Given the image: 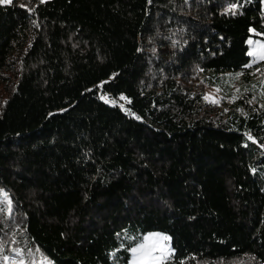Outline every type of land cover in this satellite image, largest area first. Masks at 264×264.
I'll use <instances>...</instances> for the list:
<instances>
[{
  "label": "trees",
  "instance_id": "trees-1",
  "mask_svg": "<svg viewBox=\"0 0 264 264\" xmlns=\"http://www.w3.org/2000/svg\"><path fill=\"white\" fill-rule=\"evenodd\" d=\"M253 29L262 0L0 4V264H129L152 231L162 264H264Z\"/></svg>",
  "mask_w": 264,
  "mask_h": 264
},
{
  "label": "rangeland",
  "instance_id": "rangeland-1",
  "mask_svg": "<svg viewBox=\"0 0 264 264\" xmlns=\"http://www.w3.org/2000/svg\"><path fill=\"white\" fill-rule=\"evenodd\" d=\"M262 12H263V16H264V0H262ZM251 33H252V35L247 40V44L249 47L248 54L250 52H255L256 54L255 55H249L250 56V62L247 65V69H251L252 73H256V74H254V76L250 80H245L244 74L246 73V70H240V71L230 73V74H232V76H231L232 85L243 86V84L246 82L247 89L251 85H254L255 82H258V81H261V85L264 84V73L260 74L258 72V69H256V66L258 65V63L263 60V59H260L259 57H260V54L264 53V50L260 49V45H264V40L261 37L257 36L258 33L254 29L251 31ZM249 41H252V43H249ZM220 92L221 91H219V89L217 87H209V88H206L205 94H206V96H209L210 98L218 101L215 104H221V102L224 98V95H222ZM148 236H160V237H167L168 238L166 241L162 242V245L165 248L164 254L166 256V259L161 261L160 264H162L163 262H165L166 260L170 259L173 256L174 250L171 246L170 237L167 234L160 232V231H152V232L146 233L143 237V240L140 241L133 248H136L139 244L143 243L144 238L148 237ZM27 257L28 256L23 255V252L18 251V252H15V255L13 256L12 260L9 261V259H6L8 262L6 261L5 263H7V264H35V263L36 264H48L45 262H41V260L39 259V257L37 255L33 256L34 261L30 260ZM129 264H142V262L138 259V254H134L131 251V259H130Z\"/></svg>",
  "mask_w": 264,
  "mask_h": 264
},
{
  "label": "snow or ice",
  "instance_id": "snow-or-ice-1",
  "mask_svg": "<svg viewBox=\"0 0 264 264\" xmlns=\"http://www.w3.org/2000/svg\"><path fill=\"white\" fill-rule=\"evenodd\" d=\"M44 2V0H41ZM12 0H0V4H11ZM23 7V5H21ZM29 11H32L31 9ZM252 43V41H249ZM260 49L264 50V45H260ZM255 52H250L249 55H255ZM260 59H264V53L260 54ZM107 102L106 97H102ZM121 100L126 99L125 97L121 96ZM205 100H209L211 103H217L215 99L210 98L209 96L204 97ZM113 103H115L113 101ZM249 139L252 137L249 135ZM10 205V202H9ZM8 212L11 213V207H8ZM167 237H160V236H148L144 238V242L139 244L136 248H133L131 251L134 254H138V259L142 262V264H160L161 261L166 259L165 256V248L162 245L163 241H166Z\"/></svg>",
  "mask_w": 264,
  "mask_h": 264
}]
</instances>
